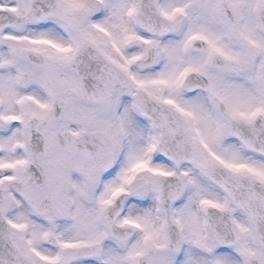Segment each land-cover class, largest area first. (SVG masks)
Segmentation results:
<instances>
[{
	"label": "snow or ice",
	"instance_id": "snow-or-ice-1",
	"mask_svg": "<svg viewBox=\"0 0 264 264\" xmlns=\"http://www.w3.org/2000/svg\"><path fill=\"white\" fill-rule=\"evenodd\" d=\"M0 264H264V0H0Z\"/></svg>",
	"mask_w": 264,
	"mask_h": 264
}]
</instances>
